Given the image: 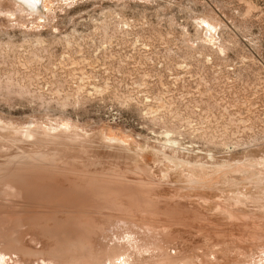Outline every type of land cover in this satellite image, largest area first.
Here are the masks:
<instances>
[{"label": "rangeland", "instance_id": "374dc122", "mask_svg": "<svg viewBox=\"0 0 264 264\" xmlns=\"http://www.w3.org/2000/svg\"><path fill=\"white\" fill-rule=\"evenodd\" d=\"M32 1L0 0V264H264V0ZM195 50L261 56L211 98Z\"/></svg>", "mask_w": 264, "mask_h": 264}, {"label": "built area", "instance_id": "2783aa9c", "mask_svg": "<svg viewBox=\"0 0 264 264\" xmlns=\"http://www.w3.org/2000/svg\"><path fill=\"white\" fill-rule=\"evenodd\" d=\"M193 56L199 57V61L203 63L200 67L197 78H199L201 84H204L206 89H210L207 94L211 98H216V94L213 93V89L220 86H226L232 84L235 80H249L245 72L252 71V66L250 63L258 61L261 56L257 52H247L242 54H232V53H222L219 51H202L195 50L192 52ZM237 61H241L242 65H236ZM247 65L243 66V63ZM242 67V68H241ZM242 71L241 77L240 72ZM216 101V100H212ZM249 123L246 128L249 130H254L251 119H246Z\"/></svg>", "mask_w": 264, "mask_h": 264}, {"label": "bare ground", "instance_id": "6f19581e", "mask_svg": "<svg viewBox=\"0 0 264 264\" xmlns=\"http://www.w3.org/2000/svg\"><path fill=\"white\" fill-rule=\"evenodd\" d=\"M23 1H32V0H23ZM33 1H36V0H33ZM32 1V2H33ZM57 136V135H56ZM77 148V147H76ZM247 165H250V164H247ZM249 167V166H248ZM250 167H251V165H250ZM263 170V169H262ZM264 171V170H263ZM261 174V173H260ZM264 175V174H263ZM190 177V176H189ZM263 198V197H262ZM261 198V199H262ZM256 199V198H255ZM251 200V199H250ZM257 200V199H256ZM252 201H253V198H252ZM255 201V200H254ZM260 201V200H259ZM233 203V202H232ZM258 203V202H257ZM261 203L262 204H264L263 203V200L261 201ZM227 204V203H226ZM258 204H260V202L258 203ZM240 206V205H239ZM235 207V206H234ZM251 207V206H250ZM245 211V210H244ZM250 212V211H249ZM243 213V212H242ZM252 214V213H251ZM240 215V214H239ZM250 218H252V217H250ZM239 220V219H238ZM254 220V219H253ZM241 221V220H240ZM243 223V222H242ZM118 224V223H117ZM237 224V223H236ZM240 224V223H239ZM241 226V225H240ZM117 227V226H116ZM247 227V226H246ZM121 228V227H120ZM133 229V228H132ZM247 229V228H246ZM43 231V230H42ZM125 232V231H124ZM133 232V231H132ZM125 236V235H124ZM258 236V235H257ZM128 237V236H127ZM239 238V237H238ZM260 247V246H259ZM51 249V248H50ZM51 252V251H50ZM42 258V257H41ZM121 258V257H120ZM56 259V258H55ZM58 259V258H57ZM54 260V259H53ZM61 261H62V259H60ZM65 260V259H64ZM112 259H110V261H111ZM67 261V260H66ZM115 261V260H114ZM63 262V261H62ZM112 262V261H111ZM113 263V262H112ZM62 264V263H61Z\"/></svg>", "mask_w": 264, "mask_h": 264}, {"label": "water", "instance_id": "95a60500", "mask_svg": "<svg viewBox=\"0 0 264 264\" xmlns=\"http://www.w3.org/2000/svg\"><path fill=\"white\" fill-rule=\"evenodd\" d=\"M40 1H41V0H37V9H38L39 6H40Z\"/></svg>", "mask_w": 264, "mask_h": 264}]
</instances>
